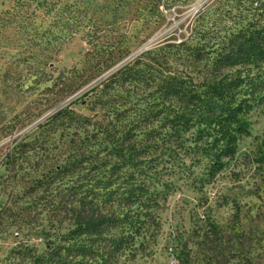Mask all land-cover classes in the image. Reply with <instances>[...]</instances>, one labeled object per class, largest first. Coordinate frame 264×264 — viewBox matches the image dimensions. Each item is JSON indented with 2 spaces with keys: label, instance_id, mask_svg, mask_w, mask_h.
<instances>
[{
  "label": "rangeland",
  "instance_id": "rangeland-1",
  "mask_svg": "<svg viewBox=\"0 0 264 264\" xmlns=\"http://www.w3.org/2000/svg\"><path fill=\"white\" fill-rule=\"evenodd\" d=\"M262 26L264 0H0V264H30L23 248L67 264H264V85L212 178L210 139L175 137L160 114L168 74L204 90L229 39ZM226 72L256 83L264 63ZM89 208L119 225L67 239Z\"/></svg>",
  "mask_w": 264,
  "mask_h": 264
},
{
  "label": "trees",
  "instance_id": "trees-1",
  "mask_svg": "<svg viewBox=\"0 0 264 264\" xmlns=\"http://www.w3.org/2000/svg\"><path fill=\"white\" fill-rule=\"evenodd\" d=\"M153 8L155 6L150 10ZM263 63L264 26L239 31L229 39L217 54L213 64V71L216 74L204 90L197 91L193 87L190 88L182 79L170 74L165 77L163 92L167 105L160 109V114H164V120L172 131L171 135L178 137L181 133L194 129V139H210L203 143L201 148L210 157L208 175L211 178L221 170L224 160L235 154L238 139L248 133L249 123L244 116L250 107L249 102L256 100V90L264 85V73H262L263 78L255 83L248 79V73L247 75H240V73L229 75L226 70L237 68L240 71L241 67L250 68ZM79 86L75 80L66 84L67 90H74ZM94 90L93 88L91 91L94 92ZM172 98L177 105L172 106L170 102ZM67 109L68 107L63 108L49 119L54 121L64 116L66 112L70 115ZM198 142L195 140V148ZM131 150L135 151L134 148ZM127 193V196L123 198L132 204L143 195L144 198H150L146 197L145 191L136 193L135 190H129ZM92 209L77 213L74 219L76 227L66 233L67 239L76 240L81 237H87L93 241L104 239L103 233L108 228L115 229L119 225L118 217L97 215ZM124 239L125 237L110 239L112 250L121 249ZM76 248L83 255L92 252L91 244L87 246L80 244ZM17 253L22 258L28 259L30 264H67L66 260L59 257L56 249H51L47 257L37 255L28 248L20 249ZM53 253H56L54 257L51 256ZM56 257L59 258L55 259Z\"/></svg>",
  "mask_w": 264,
  "mask_h": 264
}]
</instances>
